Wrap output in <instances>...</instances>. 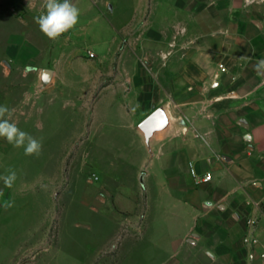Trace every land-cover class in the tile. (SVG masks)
Returning a JSON list of instances; mask_svg holds the SVG:
<instances>
[{"label":"rangeland","instance_id":"rangeland-1","mask_svg":"<svg viewBox=\"0 0 264 264\" xmlns=\"http://www.w3.org/2000/svg\"><path fill=\"white\" fill-rule=\"evenodd\" d=\"M25 1L0 0V105L42 151L0 138V177L17 173L10 189L0 179V205L14 201L0 206V264H221L191 258L190 123L204 101L192 116L190 62L195 51L220 68L232 109L236 78L252 71L237 66L251 53L235 52V21L203 20L197 0H111L98 4L106 15L83 0L70 35L53 41ZM204 38L209 51H196ZM162 106L170 125L149 148L139 124Z\"/></svg>","mask_w":264,"mask_h":264},{"label":"crops","instance_id":"crops-1","mask_svg":"<svg viewBox=\"0 0 264 264\" xmlns=\"http://www.w3.org/2000/svg\"><path fill=\"white\" fill-rule=\"evenodd\" d=\"M90 1L100 13L99 3L112 7L111 0ZM25 2L40 14L45 11L44 0ZM71 2L80 9L85 1ZM191 9L194 14H202L203 20L233 19L236 23L235 52L251 53L244 55L237 66L252 70L249 78L243 71L236 78L235 92L229 94L235 98L234 107L227 109L228 95L224 90L221 93L222 82L214 78V75L220 78L223 73L207 57H199L193 51L194 58L190 62L194 70L190 78L192 116L195 115V101L202 99L204 107L202 118L190 123V186L198 185L190 187L191 258L201 255L213 263L264 264V75H257L253 70L258 60H264V0H217L213 4L210 0H197ZM70 33L71 30L66 32L68 36ZM202 35L209 36V30L203 29ZM71 42L68 38L66 46ZM209 46V40L204 38L196 51L207 52ZM199 67L213 69V74L201 75ZM45 70L48 69L42 70L41 81L52 84L55 72L51 70L53 74L46 80ZM199 85L203 87L202 98L196 96ZM213 87L219 90L216 96L210 92ZM226 115H233L235 119L226 122ZM168 128L157 131L148 147L157 134ZM193 172L200 176L211 175L212 180L198 182ZM250 217L257 220L254 233L259 242L255 245L244 242V237L252 232L247 225Z\"/></svg>","mask_w":264,"mask_h":264},{"label":"clouds","instance_id":"clouds-1","mask_svg":"<svg viewBox=\"0 0 264 264\" xmlns=\"http://www.w3.org/2000/svg\"><path fill=\"white\" fill-rule=\"evenodd\" d=\"M45 11L34 18L40 31L50 40H57L64 33L71 30L77 23L80 10L71 0H44ZM257 75H264V60H258L253 67ZM0 138L15 148H23L26 156H39L42 151V142L31 134L21 130L12 120V111L6 105H0ZM6 188H12L17 180V173L8 169L7 174L0 177ZM4 195L0 190V197ZM5 210L14 206L13 200H4Z\"/></svg>","mask_w":264,"mask_h":264},{"label":"water","instance_id":"water-1","mask_svg":"<svg viewBox=\"0 0 264 264\" xmlns=\"http://www.w3.org/2000/svg\"><path fill=\"white\" fill-rule=\"evenodd\" d=\"M51 70H45L43 72L44 79L48 80L52 76ZM170 125V117L165 107H159L152 114H150L140 124V129L145 135L147 144L150 146V140L153 135L160 130L166 129Z\"/></svg>","mask_w":264,"mask_h":264},{"label":"built area","instance_id":"built-area-1","mask_svg":"<svg viewBox=\"0 0 264 264\" xmlns=\"http://www.w3.org/2000/svg\"><path fill=\"white\" fill-rule=\"evenodd\" d=\"M88 57L89 58H94L95 57V53L89 51L88 52ZM194 176L196 177V180L198 182H204V183H207V182H210L212 180V176L211 175H203V176H200V175H197L195 172H193ZM257 224V220L253 217H250L247 219V225L248 227L251 228L252 232L250 234H247L245 237H244V242L246 244H252V245H255L259 242V239L257 238L256 234L254 233V229H255V226Z\"/></svg>","mask_w":264,"mask_h":264}]
</instances>
